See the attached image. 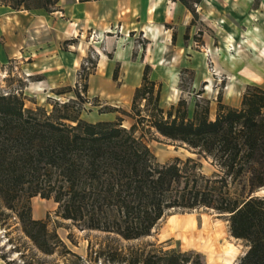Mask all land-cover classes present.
I'll list each match as a JSON object with an SVG mask.
<instances>
[{
    "label": "trees",
    "instance_id": "trees-1",
    "mask_svg": "<svg viewBox=\"0 0 264 264\" xmlns=\"http://www.w3.org/2000/svg\"><path fill=\"white\" fill-rule=\"evenodd\" d=\"M59 1L0 0V9L52 12ZM179 1L197 17L202 0ZM84 67L83 62L79 74ZM150 70L147 65L132 111H121L135 121L129 128L122 116L83 118L86 99L76 87L68 88L75 98L56 100L51 110L26 107L21 94L0 92L3 206L16 212L23 234L48 255L60 247L74 253L45 220L32 216L30 202L36 196L53 199L57 214L81 229L126 240L150 235L171 209L212 208L226 216L232 236L249 247L239 264H264V88L248 84L240 107L219 101L215 118L208 101L197 103L187 119L186 109L180 111L184 100L167 112L160 106L161 87L150 79ZM152 131L186 144L198 158L158 162L145 140ZM201 158L214 167L211 175L203 172ZM99 254L112 264H206L197 250L131 249L125 255L105 247Z\"/></svg>",
    "mask_w": 264,
    "mask_h": 264
},
{
    "label": "rangeland",
    "instance_id": "rangeland-1",
    "mask_svg": "<svg viewBox=\"0 0 264 264\" xmlns=\"http://www.w3.org/2000/svg\"><path fill=\"white\" fill-rule=\"evenodd\" d=\"M230 1L202 0L197 5L198 15L196 19L194 18L195 28L192 42L190 31V34L187 33L189 40L185 38L184 41L183 57L171 71L160 73L162 81L157 82V88L161 87L160 106L165 112L169 111L173 105H177L180 100H184L186 103L181 105L180 111L182 113L186 109L187 119L192 118L197 103L203 106L205 101H208L210 117L215 118L219 101L227 103L232 97L239 95L240 89L246 84L247 81L243 79L241 68L250 66L256 59L264 60V0H239L241 6L229 4ZM9 13L10 9H0L1 31L3 30L2 23L6 24L8 19L6 14L9 15ZM251 34L260 42L261 49L254 47L248 41L252 38ZM106 35L109 36L110 33H106L103 39L100 38L96 43H92L90 39L92 58L90 57L89 74L96 72L99 58L105 54L103 47L108 38ZM1 38L0 36V41L3 43ZM136 40V44H144L143 35H139ZM240 44L242 50L238 47ZM258 57L260 58L258 59ZM244 70L248 74L250 73L247 67ZM227 72L228 74H226ZM231 74H233L232 79L230 78ZM32 80L19 67L17 60L10 59L5 63L0 62V92L21 94L25 99L26 107L45 106L51 110L52 103L56 100L66 101L73 95V93L56 95L52 90H44L45 88H41L37 82ZM29 81L31 84L27 88L26 85L29 84ZM77 81H79L78 78ZM77 81L74 87L77 86ZM86 85H88V81ZM117 85L121 86V82L118 81ZM229 86L230 90H228ZM84 95L86 102L83 105L82 115L89 121L96 119L97 105L100 104L119 103L117 105H120L122 109L132 111L130 109L131 99L127 96L105 98L92 90L84 92ZM145 104V100L139 101L141 109H145ZM134 122L133 118L126 116L123 125L129 128ZM141 133V129L136 132L137 135H141ZM145 140L160 163H168L176 158L181 160H186L188 157L198 158V155L186 144L167 139L153 131L146 132ZM200 160L203 164V172L211 175L214 167L209 160L205 158ZM260 192L264 195V188ZM30 204L32 216L35 219L45 220L49 229L56 230L59 237L74 254H67L62 247L49 255L40 251L21 231L16 212L5 209L0 199V264H28L30 261L34 264H112L99 254L105 247L107 251L110 247H117L125 255L129 254L131 249L138 251L150 249L197 250L189 248L196 245V237L193 238L192 235L185 237L183 232L176 228L177 226H173L179 220L178 217L193 216L197 217L199 221H201V217L214 221L216 219L222 221L226 217L207 207L192 210L171 209L152 229L150 235L126 240L117 237L109 238L106 233L98 230L81 229L70 220L63 219L57 214L58 204L53 199L36 196L31 199ZM182 220V225L186 224L187 219L182 218ZM240 245L247 246V243L243 240ZM242 249L246 250L245 247ZM241 257L233 264H239Z\"/></svg>",
    "mask_w": 264,
    "mask_h": 264
},
{
    "label": "crops",
    "instance_id": "crops-1",
    "mask_svg": "<svg viewBox=\"0 0 264 264\" xmlns=\"http://www.w3.org/2000/svg\"><path fill=\"white\" fill-rule=\"evenodd\" d=\"M6 17L7 22L2 23L0 30L3 41H0V62L17 60L19 67L41 88L56 95L73 93L70 98H75L76 93L68 88L74 87L83 62L92 58L90 33L101 39L110 33L96 72L88 73L85 78L87 92L92 90L105 98L127 96L131 99L130 109L136 90L143 83L145 67L151 68V80L161 82L160 73L171 71L183 57L184 41L189 40L190 31L192 42L196 19L179 0H60L52 12L10 9ZM139 35H143L142 45L136 44ZM259 60L246 66L249 74L245 66L241 68L247 82L239 95L224 104L240 107L248 84L264 88V60ZM118 81L121 86L117 85ZM30 84L31 81L26 87ZM117 104L97 105L94 121L126 117L121 111H130ZM104 107L113 110H103ZM182 218L187 219L186 224L178 220L173 226L185 237H196V245L189 248L204 254L206 264H233L248 250L246 245H240L242 239L232 236L226 217L222 221Z\"/></svg>",
    "mask_w": 264,
    "mask_h": 264
},
{
    "label": "built area",
    "instance_id": "built-area-1",
    "mask_svg": "<svg viewBox=\"0 0 264 264\" xmlns=\"http://www.w3.org/2000/svg\"><path fill=\"white\" fill-rule=\"evenodd\" d=\"M90 39H91L92 43H96L100 39V37L96 33H90ZM94 52H96V51H94ZM89 64H90L89 60H86L84 62V66L85 67H84V69L81 70V73L78 74L79 81H77V86H75L80 91V93L82 95H84L83 82H85L86 75L88 74L89 69H90V65Z\"/></svg>",
    "mask_w": 264,
    "mask_h": 264
},
{
    "label": "bare ground",
    "instance_id": "bare-ground-1",
    "mask_svg": "<svg viewBox=\"0 0 264 264\" xmlns=\"http://www.w3.org/2000/svg\"><path fill=\"white\" fill-rule=\"evenodd\" d=\"M239 4L240 6H241V4H240V2H239V0H231L230 2H229V4ZM207 17V16H206ZM252 38L251 39H248V41L251 43V44H253L254 45V47H257V48H262V46H260L259 45V43L260 42H258V40H256V38L255 37H253L252 36V34L250 35ZM238 47H240V49H241V44L240 45H238ZM242 50V49H241ZM240 50V51H241ZM232 53V52H231ZM161 61V60H160ZM128 77V76H127ZM230 78L232 79L233 78V74H231L230 75ZM128 79V78H127ZM228 90H230V86H229V88H228ZM233 93V92H232ZM231 93V94H232ZM179 218V220H182V217H178ZM154 229V228H153Z\"/></svg>",
    "mask_w": 264,
    "mask_h": 264
}]
</instances>
